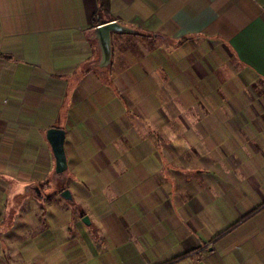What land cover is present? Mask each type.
Instances as JSON below:
<instances>
[{
  "label": "crops",
  "instance_id": "crops-1",
  "mask_svg": "<svg viewBox=\"0 0 264 264\" xmlns=\"http://www.w3.org/2000/svg\"><path fill=\"white\" fill-rule=\"evenodd\" d=\"M97 8L0 0V264H264V215L213 234L211 189L215 166L264 182V0H110L146 34H112L108 81Z\"/></svg>",
  "mask_w": 264,
  "mask_h": 264
},
{
  "label": "rangeland",
  "instance_id": "rangeland-1",
  "mask_svg": "<svg viewBox=\"0 0 264 264\" xmlns=\"http://www.w3.org/2000/svg\"><path fill=\"white\" fill-rule=\"evenodd\" d=\"M115 50L116 45H114V51ZM227 167L228 166H224L223 170L227 169ZM228 168L231 169V167ZM219 169L220 166H215L212 170L213 183L211 189L213 193L212 208L214 209L212 223L213 234H216L217 232L234 222L239 221L240 223L243 220H247V223H250L258 220L261 216L264 215V182L249 183L250 186H257L255 190H251L248 188L246 183L238 184L236 182L228 180L229 176H231L232 173L235 174V169H233L232 172L227 173L226 170L225 172L223 171V173H220ZM66 173L67 170L62 175H58V177H60V180H54L50 184L52 186L54 194L55 192H58L55 194L56 199L60 201L65 208H67L69 211H79L83 208V204L78 200L76 196L77 190L75 189V187L72 184L68 185V181L65 182L62 180L65 179ZM222 179L223 181H221ZM225 187L227 190H225ZM66 188L72 191V200H66L62 196H60V192ZM54 197H51L50 200H54ZM44 204L45 201H42L41 205L44 206ZM220 210L222 212H220ZM245 214L247 215L244 216ZM45 217L49 219L48 213L45 214ZM27 256H29V254L23 255L22 260L18 264H28L27 260H24V258H27Z\"/></svg>",
  "mask_w": 264,
  "mask_h": 264
},
{
  "label": "water",
  "instance_id": "water-1",
  "mask_svg": "<svg viewBox=\"0 0 264 264\" xmlns=\"http://www.w3.org/2000/svg\"><path fill=\"white\" fill-rule=\"evenodd\" d=\"M113 33L146 34L145 31L129 25H125L118 20L107 21L93 27L92 36L98 43L100 49V57L98 62L91 63V67L98 72L106 71L111 62ZM46 136L55 157L54 171L56 174L62 175L67 170V159L64 150L65 131L64 129L60 128H48L46 130ZM24 188L30 189L32 196L36 199H40L42 197L41 189L36 182L19 185L20 191ZM60 195L66 200H72V194L68 188L63 189L60 192ZM82 220L89 222L86 215L83 216Z\"/></svg>",
  "mask_w": 264,
  "mask_h": 264
},
{
  "label": "trees",
  "instance_id": "trees-1",
  "mask_svg": "<svg viewBox=\"0 0 264 264\" xmlns=\"http://www.w3.org/2000/svg\"><path fill=\"white\" fill-rule=\"evenodd\" d=\"M110 18V0H98V8L94 13L95 22L104 23ZM88 66L89 64H86V69L89 68ZM99 76L103 81H108V75L105 72L99 73Z\"/></svg>",
  "mask_w": 264,
  "mask_h": 264
}]
</instances>
